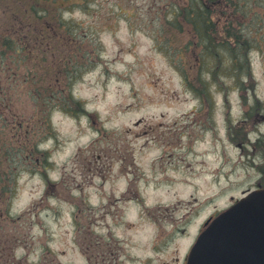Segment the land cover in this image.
Here are the masks:
<instances>
[{
    "label": "rangeland",
    "instance_id": "374dc122",
    "mask_svg": "<svg viewBox=\"0 0 264 264\" xmlns=\"http://www.w3.org/2000/svg\"><path fill=\"white\" fill-rule=\"evenodd\" d=\"M13 1L16 13L31 0ZM33 1L52 5L37 28L79 29L52 28L49 50L29 45L0 71V234L26 235L15 253L31 262L180 264L204 221L261 177L264 0H222L243 18L216 4L220 29L240 23L248 71L203 90L195 65L180 71L182 49L164 48L194 46L168 20L183 0ZM11 12L0 5L1 25Z\"/></svg>",
    "mask_w": 264,
    "mask_h": 264
},
{
    "label": "trees",
    "instance_id": "16d2710c",
    "mask_svg": "<svg viewBox=\"0 0 264 264\" xmlns=\"http://www.w3.org/2000/svg\"><path fill=\"white\" fill-rule=\"evenodd\" d=\"M64 0L58 1L59 6H63ZM94 2L95 0H90ZM183 5H179L171 13L172 18L168 19L169 23H172L175 29L184 31L193 39L194 46L191 45V39H188L186 45L177 44L174 47H164L170 51L171 56L173 55V50H176V55L180 52L177 49H182L186 54V58L179 63L178 67L181 72L185 73L188 69L187 66L195 65V68H198L196 73V80L201 84V90L207 89L208 85L211 87L213 81L217 78L221 79L223 77H231L235 80L236 83H240L241 79L245 78V75H241L240 72L244 68L247 70V65L244 66L242 59L247 53V45L245 44L241 29L240 23L238 25V30H232L233 21L227 19L226 28H219V22L217 19H214L216 4H218L217 14L222 13L221 8H227L232 6L233 15L236 12H242L243 16L247 15L246 7L242 4H227L223 3L222 0H183ZM8 2H11L12 5H8ZM17 1L14 3L13 0L6 1L0 0V5L11 8L12 12L9 14L11 17L5 19L6 23L4 25L0 24V71L5 73L10 69L11 55L15 53H21V50H29L30 46L33 45L35 49L39 47L46 48L49 50L50 46L49 38L51 36L52 28H60L64 33L75 32L78 30L76 24H71V26L66 25L65 18L61 19L59 23H55L51 26H39L38 24L46 23L48 24L49 12L52 5L48 8L45 5L35 8L36 1H29L25 7H18L16 13H14V7L16 6ZM61 3V4H59ZM221 3V4H220ZM232 3V2H231ZM220 4V5H219ZM29 6L32 10L29 9ZM2 8V7H1ZM3 10V9H2ZM241 10V11H240ZM4 14V10H3ZM240 15H238L239 19ZM242 18L240 21H242ZM0 21H2L0 19ZM70 23V22H68ZM49 25V24H48ZM224 26L226 25L223 24ZM7 27V28H5ZM185 27V29H184ZM11 36V37H9ZM175 36V33H174ZM173 36V37H174ZM248 38L253 39V36L247 35ZM157 40L158 36H156ZM164 41L167 38L163 39ZM233 42V43H232ZM243 43L245 45H243ZM233 44V45H232ZM235 45V47H234ZM163 48V47H162ZM163 48V49H164ZM197 50V51H196ZM189 52L192 54L196 52L194 58H189ZM175 55V56H176ZM174 58V57H173ZM245 60V59H244ZM49 66L54 67L53 62ZM186 66V67H185ZM205 67V69H204ZM55 68V67H54ZM7 69V70H6ZM53 71H56L53 69ZM79 75H76L77 77ZM68 76L67 78H69ZM187 80V79H186ZM218 86H221L222 83L218 81ZM205 92V91H204ZM3 89L0 90V96L3 95V98L6 96ZM42 97L41 99H43ZM4 99H0V103ZM81 108H83L81 106ZM43 115L47 113L45 108H43ZM2 111L0 110V115ZM1 142L5 143L7 140L1 139ZM37 144L35 145V149ZM10 151L6 148H3V144L0 143V157L5 156ZM24 213L15 216L12 218L13 221H20L24 218ZM2 231V230H0ZM26 235L20 234L9 235L1 232L0 234V264H58L54 259H49L50 257H42V260L38 263H29L24 258H17L14 254V250L17 246L23 245L26 246Z\"/></svg>",
    "mask_w": 264,
    "mask_h": 264
},
{
    "label": "water",
    "instance_id": "95a60500",
    "mask_svg": "<svg viewBox=\"0 0 264 264\" xmlns=\"http://www.w3.org/2000/svg\"><path fill=\"white\" fill-rule=\"evenodd\" d=\"M186 264H264V189L208 220Z\"/></svg>",
    "mask_w": 264,
    "mask_h": 264
},
{
    "label": "flooded vegetation",
    "instance_id": "af4514ba",
    "mask_svg": "<svg viewBox=\"0 0 264 264\" xmlns=\"http://www.w3.org/2000/svg\"><path fill=\"white\" fill-rule=\"evenodd\" d=\"M258 118H261L264 120V111L262 113L258 112L255 114V116H253V119H258ZM255 142H259V139H257ZM257 186H262V184L260 182H257L256 187ZM180 264H185V259H183L182 263H180Z\"/></svg>",
    "mask_w": 264,
    "mask_h": 264
}]
</instances>
